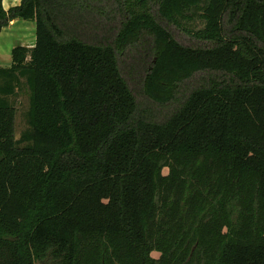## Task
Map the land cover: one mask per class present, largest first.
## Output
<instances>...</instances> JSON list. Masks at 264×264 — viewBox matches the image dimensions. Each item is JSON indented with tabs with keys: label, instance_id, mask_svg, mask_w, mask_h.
<instances>
[{
	"label": "trees",
	"instance_id": "16d2710c",
	"mask_svg": "<svg viewBox=\"0 0 264 264\" xmlns=\"http://www.w3.org/2000/svg\"><path fill=\"white\" fill-rule=\"evenodd\" d=\"M14 19L0 264H264V0H0Z\"/></svg>",
	"mask_w": 264,
	"mask_h": 264
},
{
	"label": "rangeland",
	"instance_id": "374dc122",
	"mask_svg": "<svg viewBox=\"0 0 264 264\" xmlns=\"http://www.w3.org/2000/svg\"><path fill=\"white\" fill-rule=\"evenodd\" d=\"M192 25L195 28H202L203 25L197 17H192ZM171 30L174 37L181 41L184 44H193V45H205L204 43L195 42L187 37L183 36L172 26L168 27ZM0 37V67L6 68L11 64V57L9 49L14 46L21 45L24 47H32L35 40V24L31 21H23L20 19H14L7 24L4 29L1 30ZM201 78L196 76L191 81H189L185 86V89L194 87L201 82ZM137 85V84H135ZM135 96L138 101L143 106H147L145 98L142 94V90L139 87L135 88ZM16 107V117H15V137L18 138L20 133L26 129L25 114L28 109V93L26 91H21L18 93L17 97L14 100ZM176 107V106H175ZM174 104H170L165 107L155 108L154 114L158 119L165 117L169 112L174 110ZM163 173L166 174L167 171L163 170ZM157 253L153 252L152 257H157Z\"/></svg>",
	"mask_w": 264,
	"mask_h": 264
},
{
	"label": "crops",
	"instance_id": "0c3cea01",
	"mask_svg": "<svg viewBox=\"0 0 264 264\" xmlns=\"http://www.w3.org/2000/svg\"><path fill=\"white\" fill-rule=\"evenodd\" d=\"M20 1L21 0H2V5H3L4 10H8L10 7L19 5ZM0 34H1V32H0ZM0 37H1V35H0ZM34 42H35V40H34ZM33 45H34V43H33ZM33 45H32V47H33ZM11 49H9V53H10Z\"/></svg>",
	"mask_w": 264,
	"mask_h": 264
}]
</instances>
